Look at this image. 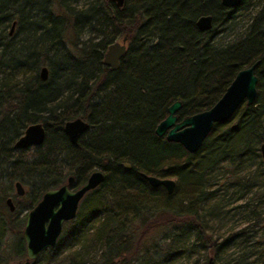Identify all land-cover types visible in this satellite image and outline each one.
<instances>
[{
	"label": "trees",
	"instance_id": "1",
	"mask_svg": "<svg viewBox=\"0 0 264 264\" xmlns=\"http://www.w3.org/2000/svg\"><path fill=\"white\" fill-rule=\"evenodd\" d=\"M244 4L0 0V163L9 179L28 183L38 177L42 192L68 175L82 182L95 165L105 175L87 192L97 199L80 204L63 223L53 254L63 252L62 264H264V164L258 150L264 140V0L243 30L216 40V27ZM206 13L211 27L199 29L195 19ZM123 35L126 51L110 69L101 61L103 51ZM255 59V100L215 122L197 150L154 133L173 100L181 101L178 118L207 108ZM43 65L45 79L38 74ZM75 116L87 120L89 129L71 144L62 124ZM33 121L42 122L46 134L27 156L28 148L16 150L12 141ZM218 168L223 191L211 186ZM141 172L172 177V192L151 186ZM218 193L227 196L217 200ZM105 194H129L133 207L109 208L102 203ZM242 196L231 208L243 213L247 225L222 233L207 228L211 216L227 213L223 207ZM256 223L261 228H253ZM150 232V244L142 247Z\"/></svg>",
	"mask_w": 264,
	"mask_h": 264
},
{
	"label": "water",
	"instance_id": "2",
	"mask_svg": "<svg viewBox=\"0 0 264 264\" xmlns=\"http://www.w3.org/2000/svg\"><path fill=\"white\" fill-rule=\"evenodd\" d=\"M112 1L117 6L123 3V0ZM239 1L220 0V3L225 7H235ZM13 24L14 22H11L9 33L12 31ZM211 24L212 16L209 13L200 14L195 19V25L199 29H209ZM125 38L126 36L123 35L120 40L115 39L106 45L102 55L103 64L110 68L118 65L119 58L125 52ZM258 63L259 59H255L250 64L239 68L220 96L207 108L178 118L176 111L181 102L179 99L173 100L166 107L165 116L155 124L154 133L157 136H164L168 141L179 142L189 152L197 150L215 122L228 119L240 103L243 102L245 105L253 103L257 92L255 68ZM39 73L41 78H45L46 67L41 66ZM86 127L87 122L78 116L65 120L62 125L63 132L67 134L71 142H74L78 133ZM44 135L41 122H30L14 139L12 147L25 148L31 144H40ZM258 150L264 162V140L259 142ZM140 174L151 186L162 185L167 193L172 192L175 183L172 177L143 172ZM104 176L102 169H92L85 180L72 190L68 185L73 177L68 175L65 182L43 192L41 198L27 213L24 237L28 257H35L41 249L56 243L63 222L75 216L78 200L85 191L101 183ZM15 188L18 193L21 192L18 181L15 182ZM6 202L12 208L9 198H6Z\"/></svg>",
	"mask_w": 264,
	"mask_h": 264
},
{
	"label": "rangeland",
	"instance_id": "3",
	"mask_svg": "<svg viewBox=\"0 0 264 264\" xmlns=\"http://www.w3.org/2000/svg\"><path fill=\"white\" fill-rule=\"evenodd\" d=\"M259 0H245V4L240 6V7H236L231 13H230V19H227L225 21V23H221L219 24L216 28L218 29L217 33H216V40L217 42L220 40H226L231 38L232 36H234L237 32L243 30L246 25L249 22V18H250V14L251 12L254 10V8L257 6ZM115 39H120L115 38ZM33 151V147L30 146L28 147V149L26 150L25 155H29V153ZM98 166H94V168H96ZM217 172L216 175V179L214 180L213 184L211 185L212 187H219V191H223V187L222 184L224 182V178L221 177V168H218L217 170H215ZM2 185H5V192L6 193H14V188H13V180L9 179V170L6 167V164L0 163V187ZM104 194V193H103ZM251 193L248 191L246 193H244V196L247 197L249 196ZM105 199L104 202L102 200L103 205L112 208L114 210H118V209H130L133 207L132 205V201H133V196L129 195V194H124V195H110V194H105ZM227 196V194L225 193L224 195H222L221 193L217 194V200H220V198L222 199V197ZM244 196L236 199L234 202L227 204L223 207V209H227V213H220L217 212V214L215 216H211L208 220V224L209 227L207 228H217L216 232L217 233H222L225 232V230L227 228H239L242 227L243 225H247L248 224V220L243 217V213L235 211L233 208H231V206L233 204H237L240 202L244 201ZM92 199H97L96 195H84L83 198L79 201V205H83L84 207L87 206L88 201L89 203L91 201H93ZM248 199V198H247ZM223 200V199H222ZM221 202V201H219ZM154 204L156 206H160V204L157 203V201H155V203H151ZM262 207L264 209V204H262ZM217 210V209H216ZM0 221H1V217H0ZM253 228H261L259 223H256ZM152 232L148 233V235L145 237L144 241L142 239V247H144V244H150L152 236H151ZM156 235V234H155ZM158 237V235H156L154 238ZM7 239H10V235L9 232H6V237H5V241ZM8 246V244H6V247ZM7 249H5L3 251L6 252ZM62 253H59V255L54 256L53 254L51 255V251H47L44 252L42 254L39 255L38 260L36 261L35 264H62L61 262V256ZM2 254V255H3ZM140 254V251L137 253ZM194 254V253H193ZM1 255V256H2ZM195 255V254H194ZM60 259V261L58 260ZM8 260V259H7ZM11 260V259H10ZM14 262L16 260H13ZM8 264V263H6ZM134 264V263H132Z\"/></svg>",
	"mask_w": 264,
	"mask_h": 264
},
{
	"label": "flooded vegetation",
	"instance_id": "4",
	"mask_svg": "<svg viewBox=\"0 0 264 264\" xmlns=\"http://www.w3.org/2000/svg\"><path fill=\"white\" fill-rule=\"evenodd\" d=\"M124 44H125V47H126L127 46V37L124 40ZM125 51H126V48H125ZM120 58L118 60V64H119ZM101 61H102V58H101ZM117 66L114 67V68H110L109 66L108 67L110 69H115V68H117ZM40 68H41V66L39 67V70H38L39 76H40V73H39L40 72ZM46 76H47V70H46ZM46 76H45V78H46ZM40 78H41V76H40ZM45 78H42V79H45ZM75 117H77V116H75ZM78 117H80L81 119L85 120L81 116H78ZM70 119H72V118H70ZM66 120H68V119H66ZM85 121L87 122V120H85ZM33 122H40V121H33ZM42 125H43V128H44V133L46 134L45 125L43 123H42ZM88 129H89V124L87 122V127L85 129H83L81 132L78 133V135L76 137V140L74 142H71L69 140V138H68V136H67L66 133H64V134L66 135L68 141L71 144H74V143L77 142L79 136L84 131H86ZM62 131H63V129H62ZM44 138H45V135H44ZM44 138H43V140H44ZM14 139H13V141H14ZM43 140H42V142H43ZM13 141H12V143H13ZM42 142L40 144H31V145H29V146H27L25 148H28L30 146H39V145L42 144ZM14 149L17 150V149H23V148H14ZM262 162H263V160H262ZM263 164H264V162H263ZM96 168H98V167H96ZM93 169H95V168H93ZM66 178L63 179L58 184H55L54 186L48 187L45 190H47L49 188H52V187H55V186H58L59 184L65 182ZM29 179H30V181L28 183L27 182H23L21 180H17V179L13 180L14 193L9 194V193H6L5 192L4 197L2 199V203L5 206V209L3 211L4 214L3 213L0 214V217H1V221H0V264H6V263H8V264H35L36 261L38 260L40 254H42L44 252H47V251H51V254L54 253V246L57 243V240L59 239V237L61 235V232H62V229H63L62 227L60 229V232H59V235L57 237L56 243L53 246H46V247H44L43 249H41L37 253V255L35 257H28L27 256V254H26V241H25V237H24V229H25L24 227H25V222H26V218H27V213L36 204V202L41 198L43 192L45 191V190H43L42 192H38V189H39V186L38 185H39V181H40V179H38V177H35V178H33V177L31 178L30 177ZM16 181H18L19 184H20V187H21V192L20 193H18L16 191V188H15V182ZM82 182L75 183L72 180L71 183H69L68 187H69V189H72L73 190L77 186H79ZM98 185H96V186H98ZM95 187H93V188H95ZM93 188H91V189H93ZM91 189L85 191L84 194L81 196V198L78 200L77 207H76V213H77V209H78V206H79V201ZM6 198H9L10 199L12 208L9 207V204L6 202ZM55 207L56 206H54V208ZM46 222L47 221H45V223ZM62 226H63V224H62ZM6 232H9L10 239H7L6 238V241H5L4 239L6 237ZM6 244H8L7 247H6ZM5 249H7V251L4 252V254H3V251ZM13 260H16V261L14 262Z\"/></svg>",
	"mask_w": 264,
	"mask_h": 264
},
{
	"label": "bare ground",
	"instance_id": "5",
	"mask_svg": "<svg viewBox=\"0 0 264 264\" xmlns=\"http://www.w3.org/2000/svg\"><path fill=\"white\" fill-rule=\"evenodd\" d=\"M181 102V101H180Z\"/></svg>",
	"mask_w": 264,
	"mask_h": 264
}]
</instances>
